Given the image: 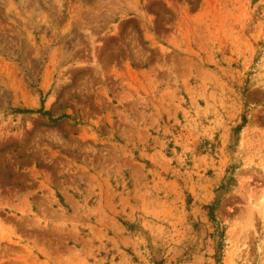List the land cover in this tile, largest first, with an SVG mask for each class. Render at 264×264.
<instances>
[{
	"label": "rangeland",
	"instance_id": "rangeland-1",
	"mask_svg": "<svg viewBox=\"0 0 264 264\" xmlns=\"http://www.w3.org/2000/svg\"><path fill=\"white\" fill-rule=\"evenodd\" d=\"M0 264H264V0H0Z\"/></svg>",
	"mask_w": 264,
	"mask_h": 264
},
{
	"label": "trees",
	"instance_id": "trees-1",
	"mask_svg": "<svg viewBox=\"0 0 264 264\" xmlns=\"http://www.w3.org/2000/svg\"><path fill=\"white\" fill-rule=\"evenodd\" d=\"M42 103H44V99L42 100ZM18 111L19 112H28V113H33V112H42L43 114H48V111H45L44 109H43V107L41 108V109H39V110H33V109H18ZM211 218H212V220H214L215 222H217V220L215 219V216H214V214H212L211 215Z\"/></svg>",
	"mask_w": 264,
	"mask_h": 264
}]
</instances>
